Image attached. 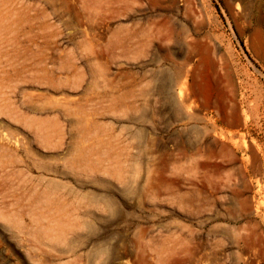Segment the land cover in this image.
Listing matches in <instances>:
<instances>
[{
	"label": "rangeland",
	"instance_id": "374dc122",
	"mask_svg": "<svg viewBox=\"0 0 264 264\" xmlns=\"http://www.w3.org/2000/svg\"><path fill=\"white\" fill-rule=\"evenodd\" d=\"M1 211L0 264H264V0H0Z\"/></svg>",
	"mask_w": 264,
	"mask_h": 264
},
{
	"label": "bare ground",
	"instance_id": "6f19581e",
	"mask_svg": "<svg viewBox=\"0 0 264 264\" xmlns=\"http://www.w3.org/2000/svg\"><path fill=\"white\" fill-rule=\"evenodd\" d=\"M94 24H96V23H94ZM92 41H93V39L92 40H87V44L89 45V47L92 45ZM94 42V41H93ZM123 42L122 41H119V46L120 47H123V44H122ZM48 44V43H47ZM39 48V47H38ZM110 48V47H109ZM36 50H38L37 49V46H36ZM38 51H40V50H38ZM41 53V52H40ZM39 53V54H40ZM99 53V52H98ZM38 53H36V54H34V56L35 55H37ZM42 54V53H41ZM40 56V55H39ZM97 57V56H96ZM38 60V59H37ZM43 60H44V58L43 57H39V63L41 64V63H43ZM35 65V64H34ZM39 70L41 71V73L42 74H46L47 76H49V77H52V75L51 74H53L51 71H49V70H47V68L45 67V66H40V68H39ZM68 70V69H67ZM75 71H76V69H75ZM82 74V73H81ZM78 78H81V75H79L78 74ZM84 78V77H83ZM82 82H83V80H82ZM80 83H81V81H80ZM126 84V83H125ZM127 85H130V84H127ZM124 86H126V85H124ZM131 86V85H130ZM126 93V92H125ZM124 95H126V94H122V96L124 97ZM123 97L121 98L120 97V99H123ZM125 100H126V98H125ZM124 100V101H125ZM121 102V101H120ZM125 104H128V103H125ZM4 212H7V211H1V213H0V218L2 217H11V218H15V219H19V220H21V219H25V218H28L33 224H36L35 223V218L36 217H38L36 214H33V213H25V212H19V211H17V212H12V213H9V212H7V213H4ZM21 228L22 229H19V232L20 233H23V234H25V231H22V230H24V228H25V226H21Z\"/></svg>",
	"mask_w": 264,
	"mask_h": 264
}]
</instances>
